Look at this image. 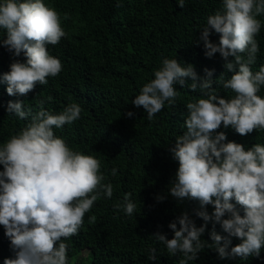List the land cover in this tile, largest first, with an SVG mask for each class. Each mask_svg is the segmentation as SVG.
Instances as JSON below:
<instances>
[{"label": "clouds", "instance_id": "clouds-1", "mask_svg": "<svg viewBox=\"0 0 264 264\" xmlns=\"http://www.w3.org/2000/svg\"><path fill=\"white\" fill-rule=\"evenodd\" d=\"M178 5L183 8L184 0ZM261 14L264 0H223L222 9L208 16L202 30L205 56L212 58L219 53L226 70L234 73L223 82L225 89L235 93L231 99L218 96L213 88L214 69L205 68L206 76L201 78L192 65L164 58L154 71V79L132 100L151 121L165 103L174 105L176 83L183 86L190 78L191 90L199 89L206 97L186 104L188 115L182 126L186 131L176 137L171 149L179 167L170 184V195L177 201L199 202L205 210L195 215L205 224L197 227L184 212L168 225L173 238L160 232L154 235L169 255L182 254L180 264L196 260L206 247L214 248L221 259L259 257L264 247V145L256 143L246 150L243 144L225 142V132H217L221 125L225 129L231 126L241 136L264 129V98L258 95L264 86V65L256 72L251 68L260 51L255 37L262 26L256 17ZM0 29L6 31L0 45L15 57L23 53L27 58L26 62L11 63L10 71L0 79L7 84L9 96L25 97L37 83L46 85L48 77L60 74L61 61L47 50V45H57L66 36L55 9L43 0H4L0 3ZM213 30L219 34L218 43L210 39ZM43 103L35 115L31 109L24 110L20 99L9 101L7 106L9 114L21 120L31 116V121L0 146V225L15 252V258L5 259L4 264H68V245L63 240L79 234L85 214L101 194L108 199L113 196V185L102 183L105 176L100 161L73 150L54 133V128L78 120L81 106L72 103L60 114H52L44 110ZM111 174L115 176L117 169ZM131 195L125 194L123 202L114 205L129 216L136 208ZM165 198L157 196L158 201ZM233 199L242 206L243 215L231 203ZM208 205L214 206L211 215ZM95 219L90 217L89 223ZM209 221L214 222L213 244L201 239ZM215 224L227 236L218 234ZM232 238L241 242L229 252ZM150 253L148 258L156 260V249Z\"/></svg>", "mask_w": 264, "mask_h": 264}, {"label": "trees", "instance_id": "trees-1", "mask_svg": "<svg viewBox=\"0 0 264 264\" xmlns=\"http://www.w3.org/2000/svg\"><path fill=\"white\" fill-rule=\"evenodd\" d=\"M43 2L59 14L66 33L57 45H47L49 54L61 61L62 71L56 77H48L46 85L37 83L25 97L9 96L7 84L0 83V146L31 121V116L21 120L9 114V101L23 100L24 110L31 109L32 115L41 110V101L44 110L52 114H60L69 104H79L80 118L63 128H54V133L73 150L100 161V171L105 176L102 183L113 185V196L108 199L101 194L85 214L79 234L63 240L68 245V264L84 250L88 254L81 264H180L182 254L169 255L154 235L160 232L168 239L173 238L168 225L184 212H188L197 227L205 224L195 215L196 211L205 210L199 202L177 201L170 195V184L179 167L171 149L176 137L186 131L182 127L188 115L186 104L206 97L199 89L191 90L190 78L183 86L176 83L178 95L174 105L165 103L164 109L151 121L144 109L135 107L132 100L144 84L154 79V71L164 58L177 59L182 66L192 65L201 78L206 76L205 68L214 69L211 79L217 95L226 99L235 95L223 87V82L234 73L226 70L219 53L206 57L200 40L208 16L222 9L223 0H184L183 8L179 7V0ZM256 18L262 26L255 37L260 51L251 66L253 72L264 65V14ZM3 38L6 31L0 29V39ZM210 39L218 43L219 34L213 30ZM26 59L23 53L15 57L0 45V79L10 71L11 63L26 62ZM258 95L264 98V86ZM128 112L134 115L129 117ZM220 131L227 136L225 142L243 144L246 150L256 143L264 145V129L246 136L239 135L231 126L225 129L221 125L217 132ZM113 168L117 169L115 176L111 174ZM0 171H3L2 165ZM127 193L132 194L130 199L136 205L131 216L114 207L123 202ZM161 195L166 198L158 201L157 196ZM231 203L244 214L234 199ZM206 210L211 215L214 206L208 205ZM92 216L96 219L90 224ZM213 223H207L201 236L208 244L214 243ZM215 230L227 236L219 224H215ZM240 242L232 238L228 251ZM153 248L156 260L148 258ZM7 258H15V252L0 225V264ZM189 264H264V247L259 257L253 255L247 259H221L214 248L206 247Z\"/></svg>", "mask_w": 264, "mask_h": 264}, {"label": "rangeland", "instance_id": "rangeland-1", "mask_svg": "<svg viewBox=\"0 0 264 264\" xmlns=\"http://www.w3.org/2000/svg\"><path fill=\"white\" fill-rule=\"evenodd\" d=\"M87 254H88V250L82 251L80 254H78V256L76 257V260H75V258L72 260L71 264H73V263L74 264L83 263L86 260ZM74 260H75V262H74Z\"/></svg>", "mask_w": 264, "mask_h": 264}]
</instances>
